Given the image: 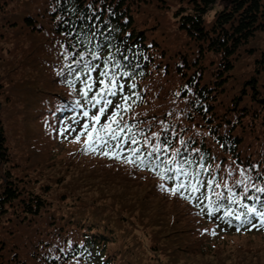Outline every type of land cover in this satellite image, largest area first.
Masks as SVG:
<instances>
[{"label": "trees", "instance_id": "trees-1", "mask_svg": "<svg viewBox=\"0 0 264 264\" xmlns=\"http://www.w3.org/2000/svg\"><path fill=\"white\" fill-rule=\"evenodd\" d=\"M178 1L174 21L179 35L166 30L160 20L150 22L142 18L151 4L170 8L169 0H34L31 8L23 9V15L1 16V22L14 21L21 26L19 30L25 32L23 28H27V37L31 35L29 53L34 57L21 90V112L33 123L39 120L47 137H54L50 127L61 131L66 129V122L76 124L81 131L87 121L83 112L92 114L96 109L79 95V82L74 92L67 83L71 77H67L66 70L64 75L59 74L70 63L64 53L66 49L72 54L85 51V45L77 43L78 33L85 27L95 25L104 35L114 29L110 34L112 45L130 58L135 56L131 60L132 78H123L122 82L124 94L135 93L139 99L131 95L128 101L131 108L124 113V120L143 130V136L138 131V145L124 144L121 158L104 156L134 172H150L161 179L156 174L159 168L150 170L125 162L129 148L139 147L146 153L143 138L155 143L152 133H159L161 141L167 139L172 149H180L177 159L181 163L184 159L199 162L204 157L205 166H211L201 177L202 192L207 193V180L215 176L217 183L228 184L234 194L264 200V193L251 186L264 187V47L245 66L239 61L251 52L250 41L259 31H264V0H225L222 8H216L219 0ZM129 47L131 52H127ZM109 51L115 52L116 47H105L100 56H107ZM74 58L73 55L70 59ZM98 72L93 73L94 78ZM154 72L182 81L178 103L169 87L152 86ZM131 84L136 87L130 88ZM77 101L83 107H77ZM117 103H121L120 99L114 98L113 104ZM106 119L105 115L101 123ZM181 139L186 141L183 146ZM170 154V150L162 149L156 162L163 164ZM11 161L0 122V227L13 231L12 235L16 234V240L27 245L32 257L30 262V256L20 247L16 257L17 244L9 241L4 246L0 244V264H76L77 261L79 264H142L131 246L123 247L119 243V239L125 240V231L110 215L104 216L100 210L90 211V207L54 212L44 196L28 188L24 184L26 180L18 174H13V165L7 166ZM186 166L191 168L197 164ZM239 169L251 178L245 180L249 185L247 193L243 185L237 184L242 179ZM162 181L169 188L174 185V181ZM213 192H223L227 206L228 190L214 187ZM174 197L191 205L193 220L197 223V241L211 239L214 228L264 230L258 218L251 224H241L232 217H224V209L209 217L206 210L201 214V207L206 203L203 198L190 201L179 194ZM14 227L18 230L14 231ZM28 232L33 236L28 235L29 239L24 242L21 237ZM68 241H72L71 250ZM112 243L117 245L108 247ZM61 248L68 254L62 253Z\"/></svg>", "mask_w": 264, "mask_h": 264}, {"label": "rangeland", "instance_id": "rangeland-1", "mask_svg": "<svg viewBox=\"0 0 264 264\" xmlns=\"http://www.w3.org/2000/svg\"><path fill=\"white\" fill-rule=\"evenodd\" d=\"M33 1L0 0V19L11 13L23 15V9L31 8ZM169 4L170 8L165 10L149 5L142 18L150 22L160 20L166 30L179 35L174 13L180 2L169 0ZM224 5L225 0H219L216 8ZM19 29L21 26L14 21H0V122L12 158L7 166L13 165V174L25 179L24 184L44 196L48 207L58 214L90 207V211L110 215L125 231V240L119 239V243L131 246L142 264H264V230L209 228L213 237L197 241L191 205L176 199L167 190L168 185L153 173L134 172L123 163L81 148L85 136L81 135L79 142L75 140L81 133L76 124L64 123L63 134L50 127L52 138L46 136L39 120L33 123L24 118L21 90L34 56L29 53L31 35L27 37V28H23L25 32ZM248 46L252 47L251 52L239 60L244 66L264 47V31H259ZM150 83L156 88L169 87L172 98L179 102L182 81L154 72ZM13 233L0 227L1 246L11 241L17 244L16 257L20 253L18 247L28 254L27 245L18 242ZM28 235L33 236L29 232L22 235L24 242ZM116 243L108 247H115ZM29 259L32 262L31 256Z\"/></svg>", "mask_w": 264, "mask_h": 264}, {"label": "snow or ice", "instance_id": "snow-or-ice-1", "mask_svg": "<svg viewBox=\"0 0 264 264\" xmlns=\"http://www.w3.org/2000/svg\"><path fill=\"white\" fill-rule=\"evenodd\" d=\"M93 19V17H88ZM99 20V16L95 17ZM111 31H114L112 29ZM104 35L103 31L93 25L90 28L85 27L78 33V44L85 45V51L75 54L69 53L65 50V60H70V63L65 65L61 70L60 75L67 72V83L75 92L76 83L79 82V95L94 109L95 113L90 114L85 110L83 116L87 121L83 124L80 135L75 137L77 142L80 141V136H85L83 144L86 151H99L101 155H108L110 157L121 158V152L124 151V144L130 142L131 145H138L140 143L137 138V132L143 136V130H138L135 124H130L124 120V113L130 110L131 105L128 101L131 95H135L137 99L139 96L135 93L131 95L124 94L123 78L131 79L134 73V66L131 63L135 56L129 57L119 47L112 45L110 34ZM102 37V39H100ZM95 41V43H93ZM91 45V47H88ZM75 47V46H74ZM105 47H116V51H109L107 56L101 57L100 52ZM131 52V48L127 49ZM74 59H70L72 56ZM102 65V67H101ZM98 72V77L93 76V73ZM130 88H135V84L129 85ZM93 89H96L93 91ZM91 93V96L89 95ZM119 97L121 103L113 104V99ZM77 107H83L79 101L76 102ZM111 112L109 113V109ZM107 116V119L101 123V118ZM167 129V126H165ZM65 131L61 128V134ZM155 138L153 143L149 138L144 137L142 141L143 146H147V152H143L139 147H131L128 151V157L125 162L132 163L139 167H148L150 170L159 171L156 173L162 180L174 181L172 188L167 189L173 194H179L190 201L193 199L200 200L203 198L206 203L201 207V214L207 211L209 217L215 215L221 209H224V217H232L241 224H251L254 218H258L261 224H264V200L260 197H248L246 195L234 194L232 188L228 184L223 186L216 182L215 176L207 180V193L201 191L204 187V182L201 179L204 173L209 172L210 165L205 166L204 157L200 158L199 162H194L184 159L181 163L177 158L180 157L181 151L179 148L172 149L171 143L167 139L161 141L159 133H152ZM183 146L186 141L180 140ZM170 150V156L165 159L163 164L157 163L159 160V153L161 150ZM199 153V149H193ZM196 163V167H187ZM242 179L237 181L238 185L244 186V193L248 192L249 185L245 184V180H251L245 175L243 169H239ZM231 176V171L228 173ZM255 190L259 193H264V187H256ZM163 188L164 185H161ZM219 189L221 187L228 190L227 206L224 203L223 192H213V188ZM199 193V196L196 194ZM251 199L252 203L245 201ZM259 202V207L257 206ZM235 205V207H232ZM199 206V205H198ZM255 226V225H253ZM215 234V233H213ZM72 241H68V248L71 250ZM60 251L67 255L65 249ZM60 259V257H56ZM79 264V261L76 262Z\"/></svg>", "mask_w": 264, "mask_h": 264}]
</instances>
